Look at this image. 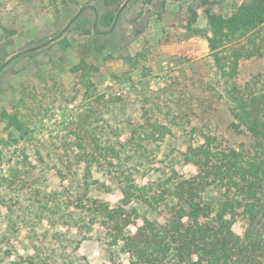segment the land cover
<instances>
[{
    "label": "rangeland",
    "instance_id": "rangeland-1",
    "mask_svg": "<svg viewBox=\"0 0 264 264\" xmlns=\"http://www.w3.org/2000/svg\"><path fill=\"white\" fill-rule=\"evenodd\" d=\"M241 1L0 0V137L9 132L1 119L3 111L16 115L29 129L26 139L2 149L0 177L18 169L19 191H23L22 185L34 187L57 201L71 202L83 195L111 200L119 188L108 176L109 159L93 163L91 170L93 178L104 183L111 194L96 188L86 191L82 185L79 137L87 143L85 155L107 156L104 149L115 141L111 129L125 142L134 131L148 130L142 110L146 100L154 102V119L169 127L171 134L160 146L144 143L140 158L132 163L125 161L132 149L121 150L114 167L128 171L126 168L139 165L137 179L141 173L153 182L173 174L179 180L188 178L190 173L178 151L199 146L204 134L217 136L233 148H252L249 133L231 127L234 120L225 96L226 84L205 40L204 10L209 3L229 16ZM193 15L197 17L190 27ZM126 52L139 61L136 68L124 64ZM82 60L97 68L88 76L101 97L98 103L85 98L83 72H72ZM258 75L264 76L262 59L242 60L234 83L243 86ZM79 116L87 121H78ZM24 155L35 168L23 164ZM68 167L80 176H68ZM14 194L4 184L0 187V197ZM214 195L218 194L211 192L209 197ZM160 211L170 215L169 205ZM11 218L15 223L8 219L6 208L0 207V264H84L85 259L103 264L110 258L118 262L128 259L105 247L103 231L88 222L77 228L57 224L32 229L18 216ZM156 222L160 224L162 216ZM248 223L240 217L235 225L244 231Z\"/></svg>",
    "mask_w": 264,
    "mask_h": 264
},
{
    "label": "trees",
    "instance_id": "trees-1",
    "mask_svg": "<svg viewBox=\"0 0 264 264\" xmlns=\"http://www.w3.org/2000/svg\"><path fill=\"white\" fill-rule=\"evenodd\" d=\"M204 14L209 56L226 84L225 96L234 120L231 127L249 133L253 147L233 148L217 136L204 134L199 146L189 145L178 151L190 173L188 178L179 180L173 174L153 182L141 173L137 179L139 165L126 168L128 171L119 165L114 167L121 150L132 149L133 154L125 160L132 163L140 158L144 143L152 141L160 146L171 134L169 127L154 119V102L146 100L142 110L148 130L134 131L125 142L111 129L115 141L104 149L108 152L105 158L101 154L85 155L87 143L79 137L77 146L83 153L77 158L79 163L84 162L81 182L85 190L96 188L111 194L104 183L93 178L91 170L93 163L109 159L107 172L118 184L117 196L101 200L83 195L71 202L57 201L34 187L25 189L22 185L23 191H19L21 172L11 169L0 177V187L4 184L16 193L0 197V207L6 208L10 221L15 223L11 215L18 216L32 229L57 224L77 228L88 222L103 231L105 247L128 256L123 262L110 258L103 264H264V76H255L243 86L234 83L242 60L264 61V0H242L229 16L209 3ZM196 17L190 19V27ZM122 60L129 69L139 63L128 52ZM78 71L83 72L85 98L98 103L101 97L88 76L97 68L82 60L72 69L74 73ZM80 116L78 121H87ZM1 119L9 132L7 137H0V156L2 149L16 146L29 132L16 115L3 111ZM96 148L100 150L97 144ZM36 156L42 160L39 147ZM23 159L25 166L35 168L26 155ZM67 162L71 164L70 160ZM56 173L60 178L66 176L58 169ZM68 176L80 174L71 167ZM211 192L218 195L209 197ZM165 205H169L170 215H161L160 209ZM158 216H162L160 224L156 222ZM240 217L249 222L244 231L235 225ZM84 264L90 263L85 259Z\"/></svg>",
    "mask_w": 264,
    "mask_h": 264
}]
</instances>
